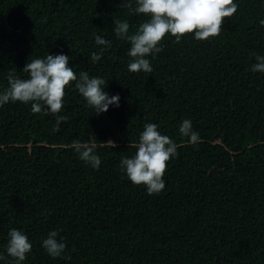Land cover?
<instances>
[{"label":"trees","instance_id":"1","mask_svg":"<svg viewBox=\"0 0 264 264\" xmlns=\"http://www.w3.org/2000/svg\"><path fill=\"white\" fill-rule=\"evenodd\" d=\"M124 0H0V92L8 75L36 58L65 54L79 76L108 82L120 106L97 115L67 89L62 115L34 114L30 104L0 107V264H9L8 233L24 232L32 250L23 264H264V0H235L218 38L180 43L170 35L149 56L151 73L128 70L130 42L114 34V19L134 34L145 21ZM99 35L110 43L92 62ZM189 119L200 140L179 132ZM146 123L177 145L165 189L149 196L120 170ZM73 141L95 145L94 169ZM111 141V142H109ZM58 231L67 244L50 257L42 241ZM71 256L65 259L64 256Z\"/></svg>","mask_w":264,"mask_h":264},{"label":"clouds","instance_id":"2","mask_svg":"<svg viewBox=\"0 0 264 264\" xmlns=\"http://www.w3.org/2000/svg\"><path fill=\"white\" fill-rule=\"evenodd\" d=\"M120 8L133 10L131 0H124ZM238 11L235 0H136L134 13L146 19L134 34H129L130 24L126 20L114 19V34L130 42L127 55L131 58L128 70L132 73H151L153 71L149 56H155L163 49L161 45L170 35L175 43L189 35L197 41H210L218 38L226 19H231ZM264 26V20L261 22ZM95 43L100 46V53L93 52L91 61L101 59L103 51L110 47L108 40L95 36ZM69 57L65 54H47L44 58L32 59L24 66L22 73L28 78H21L14 73L8 75V87L0 92V107L9 102L31 105L34 114L45 112L55 118L54 132H59L62 124L68 121L62 115L67 89L75 84V89L94 109L97 115L107 113L110 106H120L118 94L110 96L106 91L108 82L102 78L90 77L85 71L79 76L69 67ZM257 63L251 71L264 73V56L255 55ZM179 132L190 138L192 144L200 140L198 132L193 129L191 120L182 121ZM111 142V141H109ZM73 149L79 158L94 169H99L101 158L96 154L95 145L73 141ZM136 151L132 157H124L120 170L135 186H143L149 196L161 193L165 189L164 177L170 160L177 156V145L167 135H162L155 123H146L139 137ZM7 255L12 258L9 264H23L32 250L27 235L15 228L8 233ZM42 247L53 258H60L67 248L64 238L58 231H50L42 241ZM63 258L70 260L71 256ZM4 257L0 255V260Z\"/></svg>","mask_w":264,"mask_h":264}]
</instances>
